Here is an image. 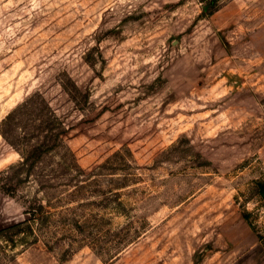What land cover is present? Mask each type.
Here are the masks:
<instances>
[{
    "label": "rangeland",
    "instance_id": "obj_1",
    "mask_svg": "<svg viewBox=\"0 0 264 264\" xmlns=\"http://www.w3.org/2000/svg\"><path fill=\"white\" fill-rule=\"evenodd\" d=\"M33 94L69 129L29 176L0 133V226L49 211L0 264H264V0H0V129Z\"/></svg>",
    "mask_w": 264,
    "mask_h": 264
},
{
    "label": "trees",
    "instance_id": "obj_2",
    "mask_svg": "<svg viewBox=\"0 0 264 264\" xmlns=\"http://www.w3.org/2000/svg\"><path fill=\"white\" fill-rule=\"evenodd\" d=\"M22 120L30 121L21 124ZM36 120L39 122H35ZM64 125L50 102L33 94L8 113L1 123L0 133L8 143L19 149L23 160L16 166L29 176L42 152L64 144V136H67L69 129ZM18 128H23L26 134H30L33 129L30 135L34 139L27 137L25 142H21L22 140L15 137ZM256 185L259 194L264 198V181L259 180ZM48 214L49 211L43 203L31 204L24 219L0 226V240L10 249L36 242L37 229L48 219ZM244 218L247 220L246 216Z\"/></svg>",
    "mask_w": 264,
    "mask_h": 264
}]
</instances>
